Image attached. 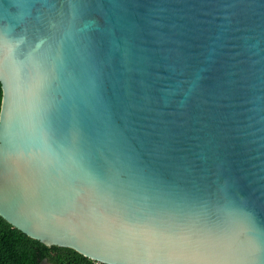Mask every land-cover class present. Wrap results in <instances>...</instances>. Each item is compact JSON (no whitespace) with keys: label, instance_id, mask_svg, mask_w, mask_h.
Here are the masks:
<instances>
[{"label":"water","instance_id":"obj_1","mask_svg":"<svg viewBox=\"0 0 264 264\" xmlns=\"http://www.w3.org/2000/svg\"><path fill=\"white\" fill-rule=\"evenodd\" d=\"M0 216L106 264H264V0H0Z\"/></svg>","mask_w":264,"mask_h":264},{"label":"trees","instance_id":"obj_2","mask_svg":"<svg viewBox=\"0 0 264 264\" xmlns=\"http://www.w3.org/2000/svg\"><path fill=\"white\" fill-rule=\"evenodd\" d=\"M2 90L0 85V103ZM0 264H96L70 247L46 245L0 216Z\"/></svg>","mask_w":264,"mask_h":264},{"label":"built area","instance_id":"obj_3","mask_svg":"<svg viewBox=\"0 0 264 264\" xmlns=\"http://www.w3.org/2000/svg\"><path fill=\"white\" fill-rule=\"evenodd\" d=\"M96 264H106V263H103V262H98V261H95Z\"/></svg>","mask_w":264,"mask_h":264}]
</instances>
